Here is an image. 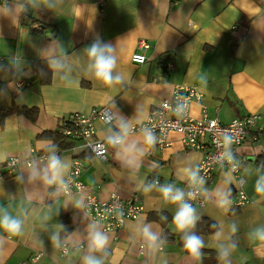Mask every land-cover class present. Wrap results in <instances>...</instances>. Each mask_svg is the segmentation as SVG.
<instances>
[{
  "label": "crops",
  "instance_id": "0c3cea01",
  "mask_svg": "<svg viewBox=\"0 0 264 264\" xmlns=\"http://www.w3.org/2000/svg\"><path fill=\"white\" fill-rule=\"evenodd\" d=\"M7 2L15 3L18 9L21 0ZM4 4L0 0V6ZM23 14L18 11V19L11 20L3 16L0 8V63L15 56L24 60L30 72L19 79L24 81L22 86L17 85L19 80L13 81L0 73V89L7 90L6 95H0V155L23 156L30 149L35 154L45 153V143L51 141L60 155L82 163L80 180L86 188L73 195L91 193L104 200L117 192L124 201L136 197L143 203L144 211L138 218L127 220L116 231L105 230L110 236L106 264H159V253L155 256L143 247L141 240L130 239L143 221L167 237L163 255L168 264H195L178 241L179 233L172 223L175 206L163 201L156 192L145 195L140 188L145 178L147 182L158 178L162 183H174L182 188L187 179L184 169L196 167L202 157L199 150L184 146L180 135L172 132L168 145L156 144L143 158L138 171H130L121 166L110 146L106 159H100L91 153L82 138L66 136L61 142H54L39 135L58 129L62 118L72 112L89 113L103 105L110 106L113 99L116 108L127 118L134 117L136 124L160 100L168 98L178 84L194 85L201 92V98L190 105L194 117L201 116L202 108L208 116L216 115L222 122L256 112L260 124H264V0H105L103 6L97 0H63L53 12H26L33 17L32 21H22ZM97 36L116 45L117 70L124 76L123 85L107 86L86 72L87 57L83 50ZM140 38L147 42V48H137ZM53 40L59 41L71 57L74 71L70 84L59 80L51 70L50 80L43 83L32 67L33 62L43 61L37 49ZM136 51L144 52V62L131 60V54ZM168 63L173 66L167 67ZM205 78L206 86L202 82ZM17 108H34L36 117L30 119L17 112ZM108 127L96 121V136L104 139ZM235 152L240 161L237 174L243 179L240 187L248 201L236 204L240 189L237 174L218 166L206 179V195L227 187L225 175L230 178L234 175L232 210L223 213L203 193L202 203L195 207L203 214L202 218L215 223L237 222L238 247L232 253V264H264V246L250 241L247 235L251 229L264 225V197L254 191L255 169L264 164V134L238 145ZM26 166L20 164L14 172L0 174L3 181L0 205L9 206L15 214L26 197L24 205L32 210L22 235L9 237L0 231L4 237L0 264H81L79 246H86L87 224L94 220L84 210H74L71 204L65 208L66 197L53 203L48 194L52 189L16 182ZM248 168L253 170V175L245 174ZM50 204L52 218L47 223H62L71 233L65 255L52 247L48 233L42 230L45 217L50 214ZM215 231L201 235L209 245L203 250L202 264H219L216 250L211 246ZM38 237L43 239V245Z\"/></svg>",
  "mask_w": 264,
  "mask_h": 264
},
{
  "label": "clouds",
  "instance_id": "9594fccd",
  "mask_svg": "<svg viewBox=\"0 0 264 264\" xmlns=\"http://www.w3.org/2000/svg\"><path fill=\"white\" fill-rule=\"evenodd\" d=\"M63 0H21L17 9L15 3L9 4L5 0V4L0 6L3 10V16L12 19H18L17 12L26 13L29 9L34 12L48 11L53 12L59 8ZM38 56L47 65L59 80L72 83L71 74L74 71L71 67V57L64 50V46L57 40H53L49 45L37 49ZM87 57L86 72L96 80L107 86L123 85L124 76L118 71V55L116 45L110 42H104L97 36L93 42L83 50ZM0 73L6 77L10 76L13 81L19 80L24 76L30 75L26 70L23 59L15 56L9 57L6 63H0ZM41 77L46 76L44 68L39 70ZM202 82L207 84L206 78ZM12 86L11 84L9 85ZM6 89H0V95H6ZM181 99H186L180 96ZM188 103H177L171 108V112L178 118L183 119L187 113ZM105 124L109 125L104 140L108 146L114 149L115 158L122 167L130 171H138L143 158L159 142V137L155 132L154 126H142L137 133L133 119L125 117L117 108L114 99L111 100L110 106L105 109L102 115ZM234 137L230 133H226L222 137V151L220 153V163L226 166L229 173H234L240 169V161L237 153L233 150L232 145ZM46 155L40 159H33L26 166V171L16 177L18 183H28L36 185L44 189H52L49 191V197L53 203H58L60 197H66L67 208L71 204L74 210L83 211L88 207L84 195H73L71 193L72 173L71 161L60 155L58 147L51 141H47L44 146ZM6 157L0 155V160ZM13 164L19 163L16 160ZM247 176L253 175L251 168L244 170ZM184 173L187 176V184L189 190L180 188L174 183H161L158 178L147 182V178L140 190L145 195H151L153 192L159 194V197L168 204L175 206V213L172 217V223L175 225V231L180 234L184 250L195 264H202L204 257V249L206 245L204 238L197 233V225L201 222L203 214L194 206L193 202L201 193L207 194V181L204 176L200 175L199 166L186 167ZM254 191L257 196L264 197V164L257 165L255 169ZM234 175L230 178L227 174L224 178L225 188H217L214 195L206 198L223 213L227 214L232 210V187ZM0 178V184H2ZM15 198L13 194H9ZM26 197L22 198L21 204L15 210V214L10 210L9 206L0 205V231L7 233L9 237L19 236L23 234L25 224L32 216V210L24 205ZM29 202V201H28ZM30 203V202H29ZM259 203V201H253ZM50 214L45 217V223L42 230L48 233V242L54 249L67 250L66 244L68 237L71 235L66 230V226L62 223L49 225L47 222L51 220L52 204L48 205ZM60 209L57 208L55 215H59ZM117 217H122V210L115 212ZM167 219V217H164ZM216 229L211 239L212 247L215 248L219 264H232V253L238 247L236 234L239 231L237 222L231 221L225 224L217 221L212 225ZM63 234V235H62ZM248 239L252 242H258L264 246V225L255 227L248 232ZM39 242L43 245L44 241L39 238ZM130 239L142 241L144 248L152 253L160 254L159 264H168L166 257L163 255V248L167 243V237L161 232L153 229L151 223L141 222L140 225L132 232ZM86 246L80 245V262L81 264H106V260L110 255V236L104 230L102 225L96 221L89 222L86 229ZM4 244V237L0 236V246Z\"/></svg>",
  "mask_w": 264,
  "mask_h": 264
},
{
  "label": "built area",
  "instance_id": "2783aa9c",
  "mask_svg": "<svg viewBox=\"0 0 264 264\" xmlns=\"http://www.w3.org/2000/svg\"><path fill=\"white\" fill-rule=\"evenodd\" d=\"M1 1L5 3V0ZM104 1L105 0H97L100 6H103ZM136 45L138 49H145L148 47L147 42L142 38L137 40ZM131 60L133 62L142 63L146 60V56L144 52L136 51L131 54ZM172 66L171 63L167 64L169 68ZM23 83V80L17 81L18 86H22ZM180 96L186 99H181ZM200 98L201 92L196 86L184 84L175 85L168 98L160 100L157 105L150 109L144 120L133 125L136 131H139V128L142 126H154L155 132L159 137L158 146L168 145L170 143L169 134L172 132L178 133L184 146L199 150L202 153V157L196 166L200 168V175L207 179L216 167H226L221 165L219 159L222 151V137L226 133L233 135L234 143L232 148L235 151L238 145L248 142L250 138L255 139L259 134H264V124H260V115L256 112L249 113L242 117L232 118L228 122H222L216 115L208 116L205 109L202 108L201 116L194 117L190 113V105L193 100H198ZM177 103H188L187 113L183 119H178L171 112V108ZM108 107V105H103L99 108L92 109L89 113L72 112L68 114L61 120L63 124L61 129L62 134L70 138L84 139V144L94 156L100 159H106L108 145L104 139L96 136L95 122L100 121L104 123L102 115ZM34 152L33 149H30L28 153L23 156H8L0 163V174L4 171L12 173L20 164L28 165L33 159H40L46 155L43 152L38 154ZM13 160L19 163L13 164ZM71 164V193H80L86 188L85 184L80 180L82 163L74 159ZM238 171L239 170L234 173L237 174ZM236 177L240 188L237 192L236 204L240 205L247 202L248 198L240 187L243 182L241 175L237 174ZM189 187L186 179L183 182L182 188L187 191ZM85 198L88 207L84 209V211L92 220L100 223L104 230L116 231L123 227L127 220L138 218L144 211L143 203L136 197L124 201L117 192H112L109 197L104 200L99 199L91 193L85 194ZM192 202L194 206L195 204H201V194ZM117 210H122V217H117L115 215ZM66 249V251L60 250V254H67L68 245H66ZM34 258H37V255H35Z\"/></svg>",
  "mask_w": 264,
  "mask_h": 264
},
{
  "label": "trees",
  "instance_id": "16d2710c",
  "mask_svg": "<svg viewBox=\"0 0 264 264\" xmlns=\"http://www.w3.org/2000/svg\"><path fill=\"white\" fill-rule=\"evenodd\" d=\"M30 20L31 21L33 20V17L31 15H27L26 13H24L22 15V21L26 22V21H30ZM32 67L36 70L38 75H39V70L41 68H44V70L47 73V75L43 76V77H41L39 75L41 82L47 83L50 80L51 71L48 69L47 65H45L43 61L33 62L32 63ZM16 111L26 115L30 119H34L36 117V114H37V110L34 109V108H17ZM62 127H63V124H62V121H61L58 129H56L55 131H43L42 133H40L39 136L43 137V138L52 139L54 142H58V141L61 142L66 137L61 132ZM214 223L215 222L210 220V219L202 218L201 222L197 225V228H196L197 233L200 234V235H203V234H207V233L215 231L216 229L212 227V225ZM177 237H178L179 243L182 245L180 234Z\"/></svg>",
  "mask_w": 264,
  "mask_h": 264
},
{
  "label": "water",
  "instance_id": "95a60500",
  "mask_svg": "<svg viewBox=\"0 0 264 264\" xmlns=\"http://www.w3.org/2000/svg\"><path fill=\"white\" fill-rule=\"evenodd\" d=\"M31 9H29L28 11H27V14H30L31 13ZM92 42H88V43H86V47H88V46H90V44H91Z\"/></svg>",
  "mask_w": 264,
  "mask_h": 264
}]
</instances>
